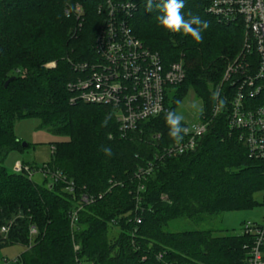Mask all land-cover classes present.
I'll use <instances>...</instances> for the list:
<instances>
[{
  "label": "trees",
  "instance_id": "16d2710c",
  "mask_svg": "<svg viewBox=\"0 0 264 264\" xmlns=\"http://www.w3.org/2000/svg\"><path fill=\"white\" fill-rule=\"evenodd\" d=\"M100 2L0 0V229H7L0 249L22 247L12 264H246L253 232L168 230L176 221L259 205L254 196L264 191V160L250 158L228 126L222 93L229 87L223 85L216 99L227 64L241 52L242 28L207 15L200 0H185L181 9L185 18L208 22L200 41L162 29L156 4L134 13V36L166 67L183 65L184 80L165 100L169 112L175 114L192 90L202 103L199 120L209 123L194 150L165 155L178 142L170 136L168 114L122 137L112 107L70 102L75 94L69 85L83 77L74 66L95 57ZM76 5L83 10L79 20ZM28 118L65 140L51 145V161L41 169L21 163V171L12 172L6 157L28 147L14 136V123ZM180 124L187 126L182 119ZM150 164L152 172L138 179L137 171ZM43 169L61 174L72 191L43 175L41 184L34 182L33 173ZM83 196L94 201L85 203Z\"/></svg>",
  "mask_w": 264,
  "mask_h": 264
},
{
  "label": "built area",
  "instance_id": "2783aa9c",
  "mask_svg": "<svg viewBox=\"0 0 264 264\" xmlns=\"http://www.w3.org/2000/svg\"><path fill=\"white\" fill-rule=\"evenodd\" d=\"M200 1L207 15L218 22L242 28L241 52L227 64L217 87L216 99L221 95L222 86H228L227 92L222 93L227 104L228 126L238 134L250 158L264 160V0ZM158 2L152 0V4L158 5ZM144 4H149V0H101L97 14L103 21L94 40V60L74 66L83 77L68 87L75 94L71 103L82 101L112 107L122 137L151 117L167 115L166 97L169 98L171 89L185 78L181 62L166 67L156 52L134 36L130 21ZM74 13L79 20L83 16L81 6L76 5ZM219 111L216 104L212 114L215 116ZM208 125L204 119L187 125L183 139L164 149V154L182 155L194 150ZM152 170L150 164L139 169L136 177H146ZM20 171L21 164L17 162L15 172ZM41 171L39 173L53 178L54 182L66 183V190L72 191V183L61 174ZM82 201L92 203L94 200L83 196ZM135 221L140 223L139 219ZM243 229L256 235L246 264H264L261 256L264 220L255 226L245 224ZM6 232L5 227L0 229V233ZM35 233L34 229L29 232L31 236ZM77 250L74 246V251Z\"/></svg>",
  "mask_w": 264,
  "mask_h": 264
},
{
  "label": "rangeland",
  "instance_id": "374dc122",
  "mask_svg": "<svg viewBox=\"0 0 264 264\" xmlns=\"http://www.w3.org/2000/svg\"><path fill=\"white\" fill-rule=\"evenodd\" d=\"M152 4L151 7H154ZM48 67V66H46ZM48 68H51L49 66ZM202 111L201 101L190 90L175 110V114L180 116L182 121L189 125L198 123L199 115ZM14 136L20 141L23 148L22 152H11L4 162V166L9 171H15L16 163L19 162L42 168L51 161V145L63 142V137L54 135L50 130L42 128L37 118H28L17 121L13 127ZM22 169V166H21ZM41 173L36 172L32 175V180L38 184L43 182ZM259 205L246 211L228 212L221 215L206 216L202 221L180 220L171 223L169 231H192V230H214L224 234H241L245 224H261L264 219V191L254 196ZM227 231V232H226ZM218 233V234H223ZM23 252L18 245L7 246L0 249V259L2 264H12L13 261ZM7 261V263H4Z\"/></svg>",
  "mask_w": 264,
  "mask_h": 264
},
{
  "label": "clouds",
  "instance_id": "9594fccd",
  "mask_svg": "<svg viewBox=\"0 0 264 264\" xmlns=\"http://www.w3.org/2000/svg\"><path fill=\"white\" fill-rule=\"evenodd\" d=\"M151 6L152 0H149L148 7L151 8ZM184 6L185 0H159L156 22L162 29L183 33L195 41H200L202 39V31L207 29L208 22L201 20L199 16L191 14H188V18H185V14L181 12ZM166 119L170 129H172L170 136L175 138L176 141L181 140L182 136H176V132L184 131L180 124L181 117L169 112Z\"/></svg>",
  "mask_w": 264,
  "mask_h": 264
},
{
  "label": "water",
  "instance_id": "95a60500",
  "mask_svg": "<svg viewBox=\"0 0 264 264\" xmlns=\"http://www.w3.org/2000/svg\"><path fill=\"white\" fill-rule=\"evenodd\" d=\"M8 82H9V81H8ZM8 82H6L4 86H6V85L8 84ZM22 147H26V145L23 144Z\"/></svg>",
  "mask_w": 264,
  "mask_h": 264
}]
</instances>
